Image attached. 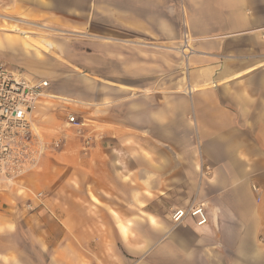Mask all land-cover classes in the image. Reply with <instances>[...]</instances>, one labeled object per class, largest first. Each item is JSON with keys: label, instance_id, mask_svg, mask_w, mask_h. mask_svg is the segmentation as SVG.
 <instances>
[{"label": "crops", "instance_id": "crops-1", "mask_svg": "<svg viewBox=\"0 0 264 264\" xmlns=\"http://www.w3.org/2000/svg\"><path fill=\"white\" fill-rule=\"evenodd\" d=\"M0 16L53 31L16 33L64 57L33 120L65 141L0 181V264H264V0H0ZM192 203L207 222L174 224Z\"/></svg>", "mask_w": 264, "mask_h": 264}, {"label": "built area", "instance_id": "built-area-1", "mask_svg": "<svg viewBox=\"0 0 264 264\" xmlns=\"http://www.w3.org/2000/svg\"><path fill=\"white\" fill-rule=\"evenodd\" d=\"M48 85V80L29 79L23 72L0 61V181L13 184L23 174L41 169L46 152L62 149L63 137L45 138L33 120L37 102ZM65 124L78 136V124L82 122L76 115L68 114ZM252 189L257 191L255 185ZM35 196L39 197L41 193ZM26 206L33 209L30 203ZM186 217L195 219L197 225L208 219L202 203L176 207L170 214L174 224L181 223Z\"/></svg>", "mask_w": 264, "mask_h": 264}, {"label": "rangeland", "instance_id": "rangeland-1", "mask_svg": "<svg viewBox=\"0 0 264 264\" xmlns=\"http://www.w3.org/2000/svg\"><path fill=\"white\" fill-rule=\"evenodd\" d=\"M20 18L22 19L23 17ZM14 24H17L22 29L30 30L34 38L44 37L55 42L53 31L47 23H30V21H26L25 19L12 21L0 16V61L4 62L9 68L18 69L29 79L33 80L50 79L52 81L51 77H54V73L60 75L64 72V69H61L63 55L44 52L35 47V45H38L36 43H33L35 45L30 47L28 52L25 51L19 43L21 36L9 28L11 26L14 27ZM21 35L23 38L25 34L21 33ZM59 38L65 39V37ZM72 39L74 37L67 38V40ZM8 40H11L12 43H9ZM44 40L37 39V41H41L42 45L46 46Z\"/></svg>", "mask_w": 264, "mask_h": 264}, {"label": "bare ground", "instance_id": "bare-ground-1", "mask_svg": "<svg viewBox=\"0 0 264 264\" xmlns=\"http://www.w3.org/2000/svg\"><path fill=\"white\" fill-rule=\"evenodd\" d=\"M7 28H8V26H6ZM12 31H14V32H21V33H23V34H29V35H31L32 34V32L30 31V30H25V29H22V28H20L17 24H14V27L13 26H11V27H9ZM8 28V29H9ZM2 30V29H1ZM39 36V35H38ZM25 42H34V40L31 38V37H29V36H25V37H23L22 38ZM34 39H36V38H34ZM22 44V43H21Z\"/></svg>", "mask_w": 264, "mask_h": 264}]
</instances>
